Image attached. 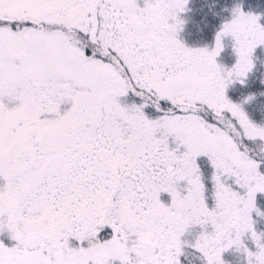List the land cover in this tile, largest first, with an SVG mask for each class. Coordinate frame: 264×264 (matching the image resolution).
<instances>
[{"label":"snow or ice","instance_id":"obj_1","mask_svg":"<svg viewBox=\"0 0 264 264\" xmlns=\"http://www.w3.org/2000/svg\"><path fill=\"white\" fill-rule=\"evenodd\" d=\"M189 2L0 0V264H226L233 247L264 264V126L228 97L264 13L237 4L193 48Z\"/></svg>","mask_w":264,"mask_h":264},{"label":"trees","instance_id":"obj_2","mask_svg":"<svg viewBox=\"0 0 264 264\" xmlns=\"http://www.w3.org/2000/svg\"><path fill=\"white\" fill-rule=\"evenodd\" d=\"M241 3L246 12L264 13V0H192L189 21L185 28L186 41L192 46L211 45L221 24L230 19L231 10ZM260 69L259 67L249 78L247 89H234L231 95L235 101L254 96L250 112L256 120L264 123V80ZM258 207L264 211V198ZM255 217L258 232L264 233V217Z\"/></svg>","mask_w":264,"mask_h":264},{"label":"rangeland","instance_id":"obj_3","mask_svg":"<svg viewBox=\"0 0 264 264\" xmlns=\"http://www.w3.org/2000/svg\"><path fill=\"white\" fill-rule=\"evenodd\" d=\"M191 2L192 0H190L188 6H187V10L185 13L182 14L181 18L186 21L183 31L180 33V39L189 47H193V48H203L201 46H198L196 44H194V46H192L191 44H189L186 41V36H185V28L187 26V23L189 21V14L191 13ZM232 19V16H230V19L227 21L229 22ZM225 23V22H224ZM223 23V24H224ZM220 29L217 31V33L221 30L222 25ZM216 33V35H217ZM209 48L210 50L213 49L215 47V39L213 40L211 45H207L204 46ZM234 42L230 39V38H225L224 40V50L223 52L220 54L219 57H217V62L218 64H220L222 67L226 68V69H231L237 60V57L234 53ZM254 63H255V68L248 74L247 80L245 82L244 85H241L239 83H236L233 86H230L229 90H228V97L230 100H232L234 103L237 104H242L244 107V110L246 111V113L248 114L249 118L256 123L257 125L260 126H264L263 122H259L258 120L255 119V117L252 116L251 112H250V107L253 103L254 100H252L250 103H244L245 100H247L246 97L242 98L241 100H234L232 98V91H234V89H240V88H246L247 89V85H248V80L251 76H253L255 74V72L258 71L259 67L261 68L259 71H262V79L264 80V47L258 48L256 50L255 56H254ZM259 66V67H257ZM205 174L206 176H210L211 175V169L210 168H206L205 169ZM264 198V195H260L258 196V201L257 203L260 204L261 199ZM210 206H211V197H210ZM255 213L253 214L254 219L256 220L255 217ZM201 231V229L199 228H194L190 230L191 235L187 236L186 239L190 240V241H194V238L196 237V235ZM256 231L257 233V226H256ZM0 239H3L4 242L6 244H8L9 246H12L13 242L8 238L7 234H5L4 236L0 237ZM244 243L247 245V247L252 250V251H256V247H255V243L254 241L251 239L250 235L244 238ZM183 259V258H182ZM223 259L225 260L226 264H248L247 261V256L246 254L242 251V250H237L235 247H233L232 249H230L229 251H227L226 253H224ZM194 264H201L200 260H196L194 262Z\"/></svg>","mask_w":264,"mask_h":264},{"label":"flooded vegetation","instance_id":"obj_4","mask_svg":"<svg viewBox=\"0 0 264 264\" xmlns=\"http://www.w3.org/2000/svg\"><path fill=\"white\" fill-rule=\"evenodd\" d=\"M3 183V181L2 180H0V184H2Z\"/></svg>","mask_w":264,"mask_h":264}]
</instances>
